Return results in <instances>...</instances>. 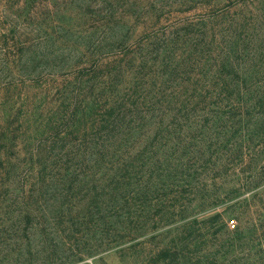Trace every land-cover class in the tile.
Wrapping results in <instances>:
<instances>
[{"label": "trees", "instance_id": "1", "mask_svg": "<svg viewBox=\"0 0 264 264\" xmlns=\"http://www.w3.org/2000/svg\"><path fill=\"white\" fill-rule=\"evenodd\" d=\"M226 4L77 69L58 90L68 96L61 117L46 94L33 105L40 123L28 108L24 123L0 125V264H123L133 235L142 257L149 236L205 211L225 179L264 183V0L255 12ZM199 231L190 223L175 240ZM170 255L166 246L152 261Z\"/></svg>", "mask_w": 264, "mask_h": 264}, {"label": "rangeland", "instance_id": "2", "mask_svg": "<svg viewBox=\"0 0 264 264\" xmlns=\"http://www.w3.org/2000/svg\"><path fill=\"white\" fill-rule=\"evenodd\" d=\"M228 1L238 3L232 10L240 12L247 6V11H254L260 0H0V89H5L2 102L9 101L0 105V125L6 121L24 123L29 117L27 109L32 111L33 105L38 109L46 94L50 116L57 113L61 117L68 96L59 92L60 85L73 79L77 69L114 58L113 46L120 42L132 45L147 31L169 35L188 21L196 24L216 8L225 9ZM118 31L126 37L120 39ZM38 80L55 83L40 89L32 85ZM38 114L33 110L31 123H40L36 122ZM159 129L148 128L152 133ZM190 130L203 134L200 128ZM216 130L224 135L232 131L228 127L212 131ZM219 145L224 156L220 170L227 164L226 140ZM16 152L20 153V147ZM237 181L233 178L226 185L225 179L223 190L205 211L191 209L188 221L196 224L198 233L176 241V236L190 229L188 221L176 219L161 237L149 236L142 257L135 250L142 239L133 235L127 244L132 248L131 259L123 264H264V183L248 189ZM206 221L210 223L204 227ZM166 246L170 257L154 263ZM87 264L122 263L107 259L101 263L88 260Z\"/></svg>", "mask_w": 264, "mask_h": 264}, {"label": "built area", "instance_id": "3", "mask_svg": "<svg viewBox=\"0 0 264 264\" xmlns=\"http://www.w3.org/2000/svg\"><path fill=\"white\" fill-rule=\"evenodd\" d=\"M230 227L232 228V229H234L235 228V226L232 224V225H230Z\"/></svg>", "mask_w": 264, "mask_h": 264}]
</instances>
